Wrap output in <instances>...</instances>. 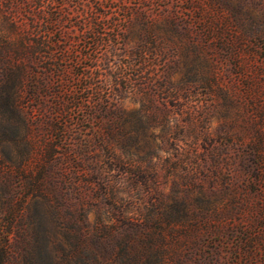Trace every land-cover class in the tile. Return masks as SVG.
I'll use <instances>...</instances> for the list:
<instances>
[{"label":"rangeland","instance_id":"rangeland-1","mask_svg":"<svg viewBox=\"0 0 264 264\" xmlns=\"http://www.w3.org/2000/svg\"><path fill=\"white\" fill-rule=\"evenodd\" d=\"M9 222L11 264H264V0H0Z\"/></svg>","mask_w":264,"mask_h":264},{"label":"trees","instance_id":"trees-1","mask_svg":"<svg viewBox=\"0 0 264 264\" xmlns=\"http://www.w3.org/2000/svg\"><path fill=\"white\" fill-rule=\"evenodd\" d=\"M51 21H53V18H51ZM123 39H125L124 34H123ZM37 46L40 48L44 47L43 44H41L39 42H38ZM59 71H62V76H64L65 70L63 68H60ZM19 73H20L19 65H15L13 68H10V73L8 76H10L11 74L16 75L15 79H17L16 81H17V83H19L20 82L19 76H18ZM11 103H12V105L17 106V97L16 96H13L11 98ZM104 190L106 191L105 194L107 195V193L112 190V185L109 184V182L106 183V186H104ZM11 226H13V222H9V226L6 227L7 228L6 233L4 234L3 237L1 236V238H0V264H11V262L13 260V258H12L13 257L12 256L13 251L7 245L8 238H6V237H8V234L11 232L10 231ZM96 239H98V236Z\"/></svg>","mask_w":264,"mask_h":264}]
</instances>
